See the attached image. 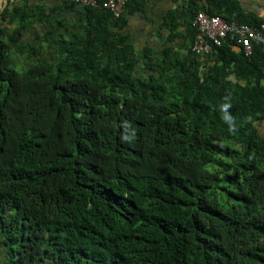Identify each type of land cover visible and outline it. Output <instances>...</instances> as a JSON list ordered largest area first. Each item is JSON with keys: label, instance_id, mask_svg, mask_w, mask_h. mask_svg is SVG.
<instances>
[{"label": "trees", "instance_id": "16d2710c", "mask_svg": "<svg viewBox=\"0 0 264 264\" xmlns=\"http://www.w3.org/2000/svg\"><path fill=\"white\" fill-rule=\"evenodd\" d=\"M182 1L178 48L82 6L54 59L18 37L41 5L0 12V264H264V45L191 49L198 12L258 26L264 0Z\"/></svg>", "mask_w": 264, "mask_h": 264}, {"label": "crops", "instance_id": "0c3cea01", "mask_svg": "<svg viewBox=\"0 0 264 264\" xmlns=\"http://www.w3.org/2000/svg\"><path fill=\"white\" fill-rule=\"evenodd\" d=\"M243 1L248 3L247 0ZM22 3L41 5L44 13H37L29 18L26 21V29L20 31L18 37L20 41L31 44L41 42L42 39L47 40L49 37V40L44 41L49 45L47 58L63 56L73 33L84 30L83 7L72 4V0H0V12L4 7ZM255 10L264 17V6L259 5ZM168 13L175 16L180 30L184 29V24L192 16L182 0H129L121 13L125 25L120 32L129 35L137 49L148 47L157 52L166 45L178 48L182 44L180 38L171 42L165 39L167 31L161 24ZM233 50L239 49L233 47ZM2 251L3 249H0V262L4 259Z\"/></svg>", "mask_w": 264, "mask_h": 264}, {"label": "built area", "instance_id": "2783aa9c", "mask_svg": "<svg viewBox=\"0 0 264 264\" xmlns=\"http://www.w3.org/2000/svg\"><path fill=\"white\" fill-rule=\"evenodd\" d=\"M80 6L102 7L111 12L114 17L121 15L128 0H73ZM192 25L196 32L193 37L191 49L199 56L212 52L214 47L229 42L237 47L245 56L252 53L255 44L264 45V22L258 26L246 23L227 21L217 15H210L203 11L193 16Z\"/></svg>", "mask_w": 264, "mask_h": 264}]
</instances>
